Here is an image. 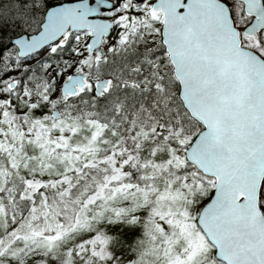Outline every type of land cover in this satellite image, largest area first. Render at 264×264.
Instances as JSON below:
<instances>
[{
	"label": "snow or ice",
	"instance_id": "obj_1",
	"mask_svg": "<svg viewBox=\"0 0 264 264\" xmlns=\"http://www.w3.org/2000/svg\"><path fill=\"white\" fill-rule=\"evenodd\" d=\"M0 264H264V0H0Z\"/></svg>",
	"mask_w": 264,
	"mask_h": 264
}]
</instances>
